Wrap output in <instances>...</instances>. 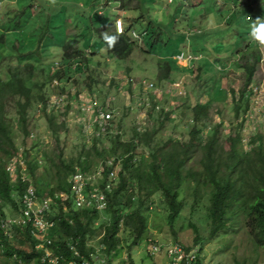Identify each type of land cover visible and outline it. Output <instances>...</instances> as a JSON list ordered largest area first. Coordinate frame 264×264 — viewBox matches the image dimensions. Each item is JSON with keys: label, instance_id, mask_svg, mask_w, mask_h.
Wrapping results in <instances>:
<instances>
[{"label": "rangeland", "instance_id": "374dc122", "mask_svg": "<svg viewBox=\"0 0 264 264\" xmlns=\"http://www.w3.org/2000/svg\"><path fill=\"white\" fill-rule=\"evenodd\" d=\"M138 1L133 0L131 6L138 5L139 10H129L117 0H0V76L7 80V66L20 64L21 56L38 47L28 59L37 68L32 84L47 96V112L40 104L31 110L29 138L14 124L22 176L31 183L35 184V178L25 161L28 151L40 174L49 166L45 152L56 146L49 125L51 115L60 127L64 158L89 161L86 175L91 187L99 189H104L106 178L107 186L118 181L121 163H115L112 153L117 140L129 142L139 162L149 158L151 149L169 141H192L191 132L196 128L201 131L197 137L200 144L213 136L215 128L222 147H227L232 137H240L242 149L250 150L253 140L264 139V44L249 35L257 18L264 20V0H239L248 8L235 16L233 0ZM122 18L137 44L124 60L110 54L103 41V36L120 32L116 21ZM24 19L33 22L27 29ZM68 37L77 40L82 52L79 58L63 55ZM13 40L19 41L15 43L20 55L12 53ZM180 54L184 60L178 58ZM250 61L255 63L252 83L240 99ZM194 107L208 109L207 116L196 119ZM8 110L17 122L13 102ZM100 110L115 116L113 128L104 136H96L92 125ZM147 132L156 133L150 147L142 142ZM94 149L103 151V156ZM203 155L194 152L186 167L201 170ZM105 164L114 167L109 178ZM194 184L192 180L184 182L180 198L185 205L174 224L169 222L163 195L156 194L145 213L148 222L143 237L134 244L128 233L119 232L122 240L112 264L166 263L164 256L149 253L150 240L197 249V264H264V245L237 220L226 231L211 236L209 202L206 198L194 204ZM3 212L5 220L20 214L12 205ZM111 223V214L98 211L90 221L93 233L87 244L103 247L105 252L103 239ZM10 235L12 243L16 240L20 245L16 229ZM19 263L15 257L8 259L0 246V264Z\"/></svg>", "mask_w": 264, "mask_h": 264}, {"label": "trees", "instance_id": "16d2710c", "mask_svg": "<svg viewBox=\"0 0 264 264\" xmlns=\"http://www.w3.org/2000/svg\"><path fill=\"white\" fill-rule=\"evenodd\" d=\"M117 1L125 9L139 10L140 8L138 5L131 6L133 0ZM230 2L235 5L234 11L238 10L233 11V16L237 14L236 12L238 14L246 12L248 8L245 3L240 4L239 0ZM232 14L229 16L231 17ZM257 17H259L258 14ZM123 26L124 33L111 32L107 35L116 37L111 46L103 36L107 51L121 60L128 59L137 46L129 35L131 28L126 25L125 20H123ZM8 29L12 30L10 27ZM37 39L39 42V37ZM10 42L11 47L13 45L12 53H19L20 46L18 48L15 43L19 44V41ZM77 44L75 38L68 37L63 46V55L68 59L82 56ZM37 49L38 47L30 51L29 55L37 52ZM29 55L21 56L20 64L7 66V80L0 76V224L2 219H6L3 212L6 206L12 205L20 210V197L30 185L29 182L23 183L20 175L18 181H15L11 173L7 171L9 162L21 155L14 137V124L18 123L25 138H29L32 134L29 130L32 108L36 104L45 108L47 104V96L42 92L43 89L32 84L37 68L32 59V62L28 60ZM254 64L253 61L248 64L247 81L240 99H243L245 90L250 89L255 71ZM12 102L17 110V122L10 117L11 112L8 110ZM194 112L195 118L199 119L207 116L208 109L195 108ZM49 125L55 135L56 146L45 152L48 168L44 173L39 174L38 163L30 157V151L25 160L30 173L35 178L34 186L41 198L54 197L61 192L69 193L71 177L78 171L88 173L90 169L89 161L74 159L68 161L64 158V150L58 137L60 127L55 124L54 115L50 116ZM200 132L197 128L193 129L192 141L188 143L169 141L163 147L151 149L149 158L139 162L129 142L117 140L113 143L112 153L116 156L115 163H121V171L117 183L115 182L116 185L110 186L105 191L107 207L104 211L106 214H111L112 223L106 229L103 243L106 246L105 253L111 262L118 254L122 240L119 237L120 233H128L133 238L134 244L143 237L148 222L145 213L156 194L163 195L169 210V222L174 224L184 209L185 203L180 197L183 184L187 180L195 183L193 186L195 205L208 199L207 209L212 237L226 231L231 223L237 220L259 244L264 245V139L261 136L258 137L251 142L250 150H244L241 147L240 137H232L227 142V147H222L217 140L219 134L217 128L207 142L200 144L197 140ZM154 134L156 135L153 132L145 133L142 142L150 147ZM135 136L138 137L137 134ZM94 151H97L99 156H103V151L99 149ZM198 151L204 154L200 162L202 169H188L187 162L191 155ZM106 166L107 164H105L104 173L109 178L114 167L106 168ZM107 184L106 178L102 187L105 189ZM54 209H59L52 215L56 221L53 234L55 241L61 243L66 236L80 237V250L85 252L88 235L93 233L90 221L98 212L83 210L65 214L62 212L61 203L54 206ZM66 218L73 223L70 224ZM31 228L30 224L26 227L10 228V234L16 229L17 240L20 243L16 245V240L12 243V236L9 233L6 235L0 227V246L4 248L8 259L15 257L21 262L19 264H30L38 256L35 250L37 240L32 236Z\"/></svg>", "mask_w": 264, "mask_h": 264}, {"label": "built area", "instance_id": "2783aa9c", "mask_svg": "<svg viewBox=\"0 0 264 264\" xmlns=\"http://www.w3.org/2000/svg\"><path fill=\"white\" fill-rule=\"evenodd\" d=\"M171 1V0H170ZM120 24V32L124 33L123 21ZM134 32V36L137 37ZM184 60V54L178 56ZM85 110V109H84ZM91 112V111H90ZM115 116L111 111L100 110L92 125L95 126L94 134L104 136L108 134L114 125ZM20 158H13L7 167V171L12 174L15 181L19 175L23 183L29 182L23 195L20 197V214L16 219L1 220L0 227L7 235L12 226L26 227L31 225V234L37 240L35 250L38 256L30 264H112L109 256L104 252L103 247L86 245L85 252L80 250V237L66 236L61 243H57L54 237L56 221L52 218L55 210L54 206L59 203L63 205L62 212L65 214L72 211H102L107 207L106 190L92 188L87 177V173L76 172L70 179L69 193H57L54 197L41 198L37 188L28 179L22 176ZM69 220V218H66ZM70 224L73 223L69 220ZM149 253L160 255L166 258L164 264H197L199 262V252L195 248L186 249L179 244H163L159 240H150ZM21 263V262H20Z\"/></svg>", "mask_w": 264, "mask_h": 264}, {"label": "clouds", "instance_id": "9594fccd", "mask_svg": "<svg viewBox=\"0 0 264 264\" xmlns=\"http://www.w3.org/2000/svg\"><path fill=\"white\" fill-rule=\"evenodd\" d=\"M120 24L121 21L117 20L116 25L118 31L120 30ZM250 29L251 30L249 35L255 40L259 41L261 44H264V20L257 18V20L250 26ZM104 39L107 40L109 46H111V44L115 41L116 37L105 35Z\"/></svg>", "mask_w": 264, "mask_h": 264}, {"label": "crops", "instance_id": "0c3cea01", "mask_svg": "<svg viewBox=\"0 0 264 264\" xmlns=\"http://www.w3.org/2000/svg\"><path fill=\"white\" fill-rule=\"evenodd\" d=\"M23 23H24V25L26 26L25 29H27L28 26H30L33 22H31L29 19H28V20H27V19H24V20H23ZM126 25L128 26V23H126ZM26 38H27V36H26ZM24 39H25V37H24ZM26 44H27V42H26ZM30 49H32V47H30ZM30 49H29V50H30ZM29 50H28V51H29Z\"/></svg>", "mask_w": 264, "mask_h": 264}]
</instances>
